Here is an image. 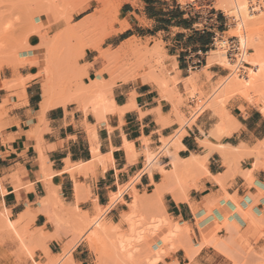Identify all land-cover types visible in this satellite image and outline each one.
<instances>
[{
	"label": "crops",
	"instance_id": "1",
	"mask_svg": "<svg viewBox=\"0 0 264 264\" xmlns=\"http://www.w3.org/2000/svg\"><path fill=\"white\" fill-rule=\"evenodd\" d=\"M178 8L181 16L165 13ZM122 11L128 27L115 36L131 31L124 40L157 44L161 49L152 58L159 61L152 60L131 79L95 85L107 91V99L98 93L96 100L81 99L76 106L55 104L43 111L40 104L33 109L29 103L14 110L13 127L0 138L6 209L16 219L21 214L32 218L35 229L55 232L50 218L60 215L59 202L93 217L119 187L132 184L125 194L131 197L134 187L142 195L160 197L168 212L193 230L192 244L199 251L189 264H225L218 260H228L229 251L248 244L264 247V235L259 236L264 227V112L235 94L222 102L211 99L212 107L193 118L196 90L212 93L227 76L214 64L203 69L213 33L226 31L220 29L222 22L216 14L201 16L209 23L198 27L178 0H132ZM26 91L33 100L40 95L36 81ZM52 191L59 199L49 195ZM116 215L111 211L108 217L115 222ZM216 223L227 227L215 231ZM87 248L81 240L73 258Z\"/></svg>",
	"mask_w": 264,
	"mask_h": 264
},
{
	"label": "rangeland",
	"instance_id": "2",
	"mask_svg": "<svg viewBox=\"0 0 264 264\" xmlns=\"http://www.w3.org/2000/svg\"><path fill=\"white\" fill-rule=\"evenodd\" d=\"M128 1L132 0H107L106 7L93 11L77 23L75 17L81 14L77 9L84 0H0V138L3 132L13 127L11 114L14 110L29 106V103L33 109L41 105L45 99L44 87L48 83L51 101L65 107L76 106L81 99L96 100L98 93H102V99H107V91H97L99 86L95 85L131 79L138 75L139 70L151 67L152 60L159 61L152 58L161 49L157 44L151 45L149 41L136 37L120 39L131 31L115 36L127 28L128 21L122 6ZM178 1L190 9L189 14L198 22V27L209 23L199 19L201 16L210 19L211 14H216L222 22L220 29L226 30L220 33L240 39L245 49L242 58L231 59L218 39H210V45L204 49L208 62L203 69L214 64L221 67L227 76L221 78L212 93L196 90L199 97L193 118L212 107L211 99L222 102L235 94L242 95L264 112V0ZM97 3H104V0H97ZM238 6L240 9L243 7L241 11L246 15L243 18L249 20L246 28L255 31V45L248 36L245 44L244 36L236 34L241 22ZM173 11L178 16L183 14L179 8L165 13ZM110 19H115L123 30H115L108 23ZM104 44H107L106 48L102 47ZM93 50L101 51L105 57L102 67L107 69V75L95 68ZM214 50L218 53L211 61ZM250 59H257L259 66L250 63ZM80 60L92 66L94 75H82ZM253 71H258V79L254 83L250 80ZM91 77L96 78L92 86L84 82L85 78L89 81ZM235 80L239 84L235 85ZM32 81L37 82L40 92L34 100L26 94L27 84ZM131 186L119 187V192L112 194L110 204L100 207L93 217H82L77 206L67 209L59 202L60 215L56 213V217H51L57 231L50 232L43 228L35 229L33 219L24 214L16 219L17 215L13 216L4 205L2 198L6 189L0 184V259L3 264H189L199 251L192 244L191 234L196 241L193 230L169 213L160 197L142 195L132 187L131 199L125 194ZM157 190L156 194L160 195L161 191ZM49 195L59 199L56 191ZM136 196L139 199L133 206ZM111 211L117 214L115 222L108 217ZM98 218L101 228L94 224ZM202 221L197 220L198 227ZM223 227H227V223H216L215 231ZM259 229V236H263L264 227ZM98 230L102 236L94 238ZM81 240L88 248L74 259L71 253ZM82 248L80 246L78 252ZM229 255L228 260L219 259L218 262L264 264V247L255 249L248 244L245 249L229 251ZM203 264L212 263L203 260Z\"/></svg>",
	"mask_w": 264,
	"mask_h": 264
},
{
	"label": "bare ground",
	"instance_id": "3",
	"mask_svg": "<svg viewBox=\"0 0 264 264\" xmlns=\"http://www.w3.org/2000/svg\"><path fill=\"white\" fill-rule=\"evenodd\" d=\"M244 1V0H243ZM239 5V4H238ZM241 6H242V4H241ZM240 6V7H241ZM224 7V6H223ZM240 7L238 6L237 7V12H238V16H239V18L241 19L240 21L241 22H239V28H238V32H236V34L237 35H243L244 36V39H243V41H244V43L246 44L247 43V36L250 38V40H251V42L254 44V42L257 40L256 38V35H255V31L252 29V28H246V26H248V24H249V20L247 19V20H245L244 18H243V13H242V11H241V9L243 8H241L240 9ZM224 9H225V7H224ZM245 11L247 12V9L245 8ZM245 13V12H244ZM246 16V15H245ZM244 16V17H245ZM247 21V22H246ZM251 22V21H250ZM248 23V24H247ZM127 27H128V24L126 25ZM123 29V28H122ZM127 42H128V40H127ZM126 42V43H127ZM260 42V41H259ZM255 45V44H254ZM217 53L218 52H216L215 50L214 51H212L211 52V56H212V58H211V61L212 60H214V58H215V56L217 55ZM222 56V55H221ZM222 59V58H221ZM260 59V58H259ZM220 61H223V60H220ZM249 62L250 63H254L256 66H259V65H257V63H258V60L257 59H250L249 60ZM209 63H211V62H209ZM208 63V64H209ZM222 63H224V62H222ZM226 64V63H225ZM211 65V64H210ZM260 65H261V63H260ZM209 66V65H208ZM260 68V67H259ZM261 68H263L262 66H261ZM261 70V69H260ZM254 72V71H253ZM250 73V74H252L251 75V77H250V80L254 83L255 81H257V79H258V71L257 72H254V73ZM261 72V71H260ZM249 76V75H248ZM260 77V76H259ZM32 78H34V77H32ZM238 79V78H237ZM236 81V83H234L235 85H237V84H239V83H237V80H235ZM241 81H242V79H241ZM252 83V84H253ZM240 84H241V82H240ZM239 87V86H238ZM237 87V88H238ZM241 87V86H240ZM244 87V86H243ZM45 89H44V95H45V99L43 100V102L41 103V109L44 111V110H46L48 107H50V106H52V105H54V104H56L54 101H51L50 100V97H49V93H50V85H49V83L47 84V86H45L44 87ZM230 91V90H229ZM228 92V91H227ZM51 189V188H50ZM122 195V194H121ZM120 195V196H121ZM135 198V197H134ZM138 196H136V200H134V203H133V206H135V204L138 202ZM110 207V206H109ZM56 217V216H55ZM51 219V218H50ZM100 218H98V219H96L95 220V222H94V224L96 225V226H100ZM52 221H53V219H52ZM93 224V225H94ZM10 225H13V222L12 221H10ZM14 227V226H13ZM99 228H101V226L99 227ZM103 231H105L106 232V230H104V229H102ZM98 232V233H97ZM96 232V234H95V237L94 238H97L98 236L99 237H101L102 236V234L100 233V231L98 230ZM98 234H100V235H98ZM68 264V263H67Z\"/></svg>",
	"mask_w": 264,
	"mask_h": 264
},
{
	"label": "snow or ice",
	"instance_id": "4",
	"mask_svg": "<svg viewBox=\"0 0 264 264\" xmlns=\"http://www.w3.org/2000/svg\"><path fill=\"white\" fill-rule=\"evenodd\" d=\"M107 0H104V3H97V0H84V2L80 5V7L77 9L80 11V15L75 17V22H79L84 18L86 15H91L93 11L97 9H103L106 7ZM112 25V27L117 30V31H122V26L115 20V19H110L108 21ZM135 23V21H133ZM115 34V33H114ZM131 33H129L130 35ZM120 39H123V37H120ZM117 43L119 42L118 40L116 41ZM103 48L107 47V44L102 45ZM92 55L96 57V63H95V68L101 69L102 72H104L107 75V69L102 67V64L105 61V57L103 56L101 51L98 50H93ZM88 59H91V56L88 57ZM80 65L82 66V75L83 73H90L94 71L91 65L87 64L84 60H80ZM97 79L100 78L99 73L96 74ZM85 83H87V79L85 78Z\"/></svg>",
	"mask_w": 264,
	"mask_h": 264
},
{
	"label": "built area",
	"instance_id": "5",
	"mask_svg": "<svg viewBox=\"0 0 264 264\" xmlns=\"http://www.w3.org/2000/svg\"><path fill=\"white\" fill-rule=\"evenodd\" d=\"M213 39L214 40L218 39L222 43V45L226 49V54L228 58L237 59L238 56L240 58L243 57L245 53V49L241 45L240 39L233 38V37H225L223 33H220V32H216L213 36ZM197 63L200 64L201 62L198 61Z\"/></svg>",
	"mask_w": 264,
	"mask_h": 264
}]
</instances>
